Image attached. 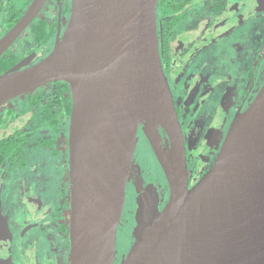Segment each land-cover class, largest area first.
<instances>
[{
    "label": "water",
    "instance_id": "obj_1",
    "mask_svg": "<svg viewBox=\"0 0 264 264\" xmlns=\"http://www.w3.org/2000/svg\"><path fill=\"white\" fill-rule=\"evenodd\" d=\"M41 1L0 37V55ZM156 4L72 0L53 49L33 64L0 73V106L47 82L64 80L71 87L69 264L114 263L139 126L169 197L159 209L152 183L136 195L133 242L119 264H264V83L234 115L209 169L189 185L159 52Z\"/></svg>",
    "mask_w": 264,
    "mask_h": 264
},
{
    "label": "flooded vegetation",
    "instance_id": "obj_2",
    "mask_svg": "<svg viewBox=\"0 0 264 264\" xmlns=\"http://www.w3.org/2000/svg\"><path fill=\"white\" fill-rule=\"evenodd\" d=\"M250 1L251 4L249 3ZM35 0H1L0 2V37L7 32L28 11ZM72 0H42L31 20L9 47L0 55V58L11 59V70L33 64L45 57L54 47L57 40L61 39L71 13ZM242 2L238 0H165L169 6V19H166L168 32L162 34L163 17L159 15V3L156 4V26L159 52L164 73L167 77L172 98L177 111L178 119L185 144L186 163L188 170V184L193 185L209 169L215 160L221 144L224 140L229 125L238 111H243L254 99L264 83V39L262 40L259 56L256 58L252 69L242 73L228 81V85L222 83L226 80L220 70L221 54L210 49L198 52V55L206 56L210 72L203 77L200 85H196L199 76L193 80L192 76L184 77L188 59L185 65L177 61L181 41L189 31H196L197 26L203 21L194 22L193 26L186 27L184 20L189 10L196 12L203 10L222 11L232 8L235 10ZM249 13H255L260 9L263 0H248ZM264 4V3H263ZM262 4V5H263ZM215 27V26H212ZM262 38H264V25L262 26ZM191 37V36H190ZM189 37V38H190ZM214 52V53H213ZM184 56V53H181ZM237 77H241L236 80ZM235 79V80H234ZM64 80L47 82L27 93L12 98L0 106V140L12 135L27 137L28 143L17 153L11 154V160L0 163L7 164L11 171L17 169L38 170L51 164H56L51 171H60L62 184L57 187L60 194L49 216L40 215L42 220L29 221L24 224L28 227H39L41 234L29 239L24 252L25 258L16 261V254L2 245L0 248V264H69L70 238H69V213H70V183H69V124L73 97L70 85ZM10 109V111H7ZM8 112L11 113L9 116ZM161 133V140L166 141ZM139 138V139H138ZM140 140L146 142L147 149L156 162L155 169L139 184L138 180L129 184V176L134 165L136 151ZM49 141V142H48ZM208 158L203 161L202 157ZM40 162V163H39ZM51 166V165H50ZM9 178L10 174L3 175ZM148 178V179H147ZM154 184L157 189L158 207L162 209L169 197V186L163 170L155 157L153 150L138 127L137 144L131 161L126 187L125 202L120 223L117 227L116 241L121 230L128 229L130 236L129 245L115 255L114 263L119 264L133 242L131 235L134 226V214L136 210V195L147 184ZM133 196V210L125 213L128 193ZM40 201L39 209L44 200L35 196ZM40 199V200H39ZM51 208V209H50ZM125 214V216H124ZM127 222V223H125ZM131 223L132 225H130ZM120 226H122L120 228ZM26 229V228H25ZM24 229V230H25ZM125 230V231H126ZM40 237V238H39ZM1 239V235H0ZM12 244V243H11ZM13 245V244H12ZM15 246V245H13ZM33 250L35 256L29 250ZM20 251V250H18ZM10 253L9 259L5 254ZM19 254V252H18ZM30 260H27L29 259Z\"/></svg>",
    "mask_w": 264,
    "mask_h": 264
},
{
    "label": "rangeland",
    "instance_id": "obj_3",
    "mask_svg": "<svg viewBox=\"0 0 264 264\" xmlns=\"http://www.w3.org/2000/svg\"><path fill=\"white\" fill-rule=\"evenodd\" d=\"M238 1L245 2L236 6L235 10L231 8L229 11L227 9L222 11L209 9L198 12L194 10L188 11V15L184 20L186 27H191L194 22L197 23L198 21H203L204 23H200L196 31L192 30L184 34L181 41L182 48L179 49V57L176 59L181 65L186 64L184 63L185 59L189 60L184 77L186 74L192 76L193 72H195L199 76L196 85H200L203 82L202 80L200 83L201 79L205 76L207 77V72H210L206 56L198 55V52L210 49V53L214 51L223 55L220 57L219 66L220 70L227 75V77H224L227 78L226 80L222 79V83L225 85H228L229 82L227 84V80H232L235 75L241 76L242 73L245 74L247 70L252 69L256 58L259 56V49L264 39L261 36L263 33L261 31L262 26L264 25V0L260 5L262 7L255 10V13H249L250 7L246 3L248 0ZM251 2L249 3L251 4ZM181 53H184V56H181ZM195 75L192 76L193 80L196 79ZM239 78L241 77H237L236 80ZM202 158L203 161H208V158L204 156ZM154 161V157L147 149L146 142L140 140L134 165L129 176V184L135 180H138L139 184L142 183L144 178L155 169L156 162ZM50 165L39 168V171L34 169L11 171L7 164L0 166L1 255L4 248L2 245L5 244L6 249L11 252L12 248L13 253L16 254V261L24 260L25 255L22 250L27 248V241L34 238L36 234L40 235L43 231L39 227L31 228L28 225L24 226V224L29 221L42 220L39 218L40 215L49 216L51 210H48L47 207L50 205L53 207L54 203L59 199L60 194L57 191V187L62 184V174L60 171H55L56 168L54 167L56 164L53 160ZM51 167L55 170L51 171ZM6 173L10 174V176L5 179L3 175ZM35 196L44 199L40 209V201L34 199ZM133 196L134 192L131 195L128 193V203L125 208L126 214L127 211L133 210ZM129 224L132 225L131 223ZM125 230L119 232L116 241L117 256L119 251H123L130 243L128 229ZM29 250L32 252V258L33 255L36 257L34 251ZM7 254L10 255V253L5 254L6 258L9 259L10 256ZM27 260H30V258Z\"/></svg>",
    "mask_w": 264,
    "mask_h": 264
},
{
    "label": "trees",
    "instance_id": "obj_4",
    "mask_svg": "<svg viewBox=\"0 0 264 264\" xmlns=\"http://www.w3.org/2000/svg\"><path fill=\"white\" fill-rule=\"evenodd\" d=\"M165 0H158L159 8L160 10L159 15L163 17V31L162 34H166L168 32V28L166 27V19H169L168 16L170 14L169 6L164 3ZM11 70V59L4 58L2 56L0 58V73ZM64 82V81H62ZM65 83V82H64ZM7 111H10L8 109ZM9 116H11V113L8 112ZM0 122V126H1ZM27 137H20V136H14L11 134L3 139L0 140V163L6 162L11 160V154L17 153L19 150L22 149L23 146H25L28 143V140H26ZM49 142V141H48Z\"/></svg>",
    "mask_w": 264,
    "mask_h": 264
}]
</instances>
